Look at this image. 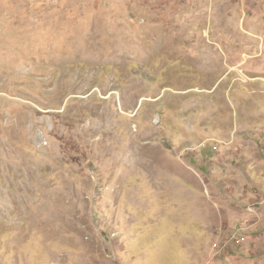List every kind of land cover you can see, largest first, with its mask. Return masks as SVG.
<instances>
[{
    "label": "rangeland",
    "instance_id": "1",
    "mask_svg": "<svg viewBox=\"0 0 264 264\" xmlns=\"http://www.w3.org/2000/svg\"><path fill=\"white\" fill-rule=\"evenodd\" d=\"M262 147L264 0H0V264H264Z\"/></svg>",
    "mask_w": 264,
    "mask_h": 264
},
{
    "label": "crops",
    "instance_id": "2",
    "mask_svg": "<svg viewBox=\"0 0 264 264\" xmlns=\"http://www.w3.org/2000/svg\"><path fill=\"white\" fill-rule=\"evenodd\" d=\"M253 147H255V146H253ZM260 156H263V158L261 159ZM252 157H253V161H254L255 166H256V170L264 171V147L257 150L255 155H253Z\"/></svg>",
    "mask_w": 264,
    "mask_h": 264
}]
</instances>
